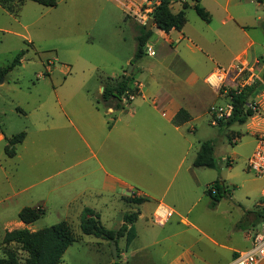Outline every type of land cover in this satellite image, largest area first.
I'll return each instance as SVG.
<instances>
[{"label":"rangeland","instance_id":"rangeland-1","mask_svg":"<svg viewBox=\"0 0 264 264\" xmlns=\"http://www.w3.org/2000/svg\"><path fill=\"white\" fill-rule=\"evenodd\" d=\"M179 9L178 1L173 2L172 10ZM185 14L193 26L198 20L194 10L189 7ZM257 16L264 20L263 14L253 13L252 24H259ZM261 31L257 34L264 44ZM148 45L154 57L144 54L127 62L133 59L136 46L133 24L116 0H56L55 7L25 0L16 16L0 6V70L23 51L20 64L0 76V259L7 260L10 253L18 264H25L27 258L20 245L2 244L6 231L27 227L33 232L61 221L68 222L75 242L66 249L59 264H126L125 258L128 264H227L234 254L249 248V236L262 227L256 213L264 203L261 197L264 180L247 169L255 138L248 128L249 121L225 128L212 125L205 111H199L187 125L193 129L187 135L194 147L185 153L183 164L192 165L199 144L212 141L216 168L194 167L187 187L177 188L175 182L166 190L165 200L176 206L178 214L162 225L155 224L150 216L152 200L136 206L110 199L100 209L101 224L110 230L118 226L120 211L133 213L137 209L142 214L134 223L136 237L129 247L125 249L124 238L118 239L117 252H123V256L118 255L117 262L110 242L81 233L76 204L67 209L47 206V170L70 164L74 157L70 153L82 146L75 138L47 141V132L38 131L45 124L47 112L60 113L57 96L84 86L88 97L96 98L99 76H118L122 70L127 72L134 66L133 79L139 80L144 92L150 95L144 100L135 96L126 103V108L132 111L134 105L142 103L139 114L148 112L149 118L170 127L151 110L155 87L149 77L157 70L165 71L168 65L164 62L157 66L162 52L152 40ZM257 54L262 56L264 51L259 48ZM206 67L202 66L201 71ZM258 75L261 77V73ZM201 89V107L223 103L206 85ZM78 97L74 96L71 103H78ZM21 132L25 133V139L15 146L16 155L8 158L4 147L8 139ZM171 150L173 153L163 155L155 148L141 159L147 167L159 170L163 161L177 156L176 147ZM62 153H67V158ZM215 182L222 184L221 197L211 206L212 200L205 192ZM123 194L133 196L130 191ZM39 205L44 213L37 221L27 226L19 222L17 215L22 208Z\"/></svg>","mask_w":264,"mask_h":264},{"label":"crops","instance_id":"crops-1","mask_svg":"<svg viewBox=\"0 0 264 264\" xmlns=\"http://www.w3.org/2000/svg\"><path fill=\"white\" fill-rule=\"evenodd\" d=\"M159 1L153 0L155 4ZM175 1L180 4V9L176 12L172 10ZM116 3L125 13L126 19L133 24L135 41L138 26L147 21L143 23L138 18L148 10L146 0H116ZM184 3V14L189 7L194 10L195 3L192 0H173L169 6L170 11L173 14L178 13ZM197 5L208 13V22L202 20L194 10L198 20L193 26L185 14V24L180 30L172 29L165 33L154 23L149 29L152 33L148 41L152 40L162 52L157 66L164 62L168 65V70H157L149 75L155 87L151 110L160 115L170 127L155 118H149L148 112L139 114L142 103L134 105L130 111L124 100L121 101L124 106L122 109H115L100 101L105 82L108 79L119 81L123 75L126 77L124 70L118 76H99L100 85L96 98L88 97L84 86L69 89L56 97L60 113L56 110L47 112L45 124L38 131L47 132V141L75 138L82 146L70 153V156H74L70 164L64 163L47 170L48 207L67 209L76 204L79 216L84 208H89L99 215L100 220V209L108 205L110 199L136 206H143L152 200L154 203L150 210L151 217L158 204L169 208L173 214H178L176 206L166 202L165 195L166 190L175 182L178 183L177 188L187 187L188 178L193 176L194 167L183 164L185 153L194 147L187 135L193 129L187 125L194 121L199 111L208 114L211 105L207 108L201 107V88L206 85L205 78L214 68L227 67L235 61L253 65L261 57L257 50L261 48L264 51V44L257 34L262 30L260 22L263 23L264 20L257 16L259 24L251 23L253 13L264 15L263 3L257 0H199ZM148 18L150 17L147 15ZM148 41L145 47L152 49ZM198 55L202 59L198 60ZM131 61L132 58L127 59V62ZM202 66H207L204 72L201 71ZM131 71L128 74L132 78L131 86L138 91L132 96L131 102L135 96L144 100L150 93L144 92L143 84L133 79L134 66ZM206 87L209 89L207 85ZM77 95L78 103L72 104L71 99ZM180 109L189 115V119L176 126L173 119ZM165 130L169 138L166 137ZM173 147H176L177 156L173 160L163 161L159 170L147 167L141 159L155 148L161 150L163 155H169L170 152L173 153ZM198 149L199 147L197 151ZM67 156V153H62V157ZM179 172L182 173L178 178ZM144 180L149 183L145 184ZM126 191L132 192L133 196L124 195ZM133 197L146 200L137 205L130 202ZM40 207L43 209L42 205ZM133 211L139 213L138 217L142 216L139 210ZM129 212H119L118 226L114 230L122 225L124 214ZM183 220L186 222L184 218L181 221ZM129 245L125 242V249ZM118 255L123 256V252ZM134 255L132 253L133 259ZM124 262L128 264V258Z\"/></svg>","mask_w":264,"mask_h":264},{"label":"trees","instance_id":"trees-1","mask_svg":"<svg viewBox=\"0 0 264 264\" xmlns=\"http://www.w3.org/2000/svg\"><path fill=\"white\" fill-rule=\"evenodd\" d=\"M25 0H0V6L8 14L16 16L18 10L22 6ZM37 4L46 7H55L56 0H30ZM173 0H160L156 5L149 17L153 19L157 28L167 33L172 29L180 30L185 24L184 9L186 4L182 5V10L173 14L170 11V4ZM194 4V10L196 14L205 22L209 21L208 13L197 5L199 0H192ZM264 4V0H257ZM261 28L264 34V22L261 24ZM144 25H140L137 28V35L135 37V52L132 61H136L141 58L145 52V46L148 39L151 36V30L146 31ZM23 56V51L19 52L10 63V65L2 68L0 76L6 74L15 66L20 64V59ZM131 61V62H132ZM261 79H264V69L261 72ZM131 76L125 77L124 75L119 81H111L108 79L103 87L100 101L112 105L115 109H122L124 106L117 101H114L116 96L125 103H130V97L137 94V89L131 86ZM257 85L243 89L240 92L231 90L229 96L233 110L231 115L218 125L229 128L234 124H245L248 118L252 115V111L245 107V104L249 97L254 93ZM189 115L182 109H180L174 119V125H180L188 121ZM111 125V123H110ZM25 138V133L21 132L10 139H8L7 145L4 147V153L8 158H13L16 155L15 146L21 144ZM214 144L212 141H204L200 144L196 156L193 160L192 166L195 168L215 169L216 161L214 158ZM222 184L218 182L213 183V186L208 188L205 194L211 198V206L217 203L218 198L221 197ZM146 199H137L135 197L130 198V202L134 204H140ZM44 213V210L40 207H24L18 212V220L25 226L31 225L37 221ZM138 212L125 213L123 216V223L117 230L106 229L99 220V215L92 209L84 208L79 216V229L82 234L100 238L108 242H114L117 247L118 239L124 238L126 245L135 238L136 232L134 223L138 218ZM256 219L258 221H264V213L257 212ZM75 242V236L68 222L61 221L52 226L31 232L27 227L21 229H14L6 231L2 244L16 243L20 245L22 251L27 254L25 264H59L61 262L62 255L66 249ZM118 251V250H117ZM9 258L0 259V264H18L13 256L9 253ZM118 257V252H117Z\"/></svg>","mask_w":264,"mask_h":264},{"label":"built area","instance_id":"built-area-1","mask_svg":"<svg viewBox=\"0 0 264 264\" xmlns=\"http://www.w3.org/2000/svg\"><path fill=\"white\" fill-rule=\"evenodd\" d=\"M145 4L148 10L138 17L143 23L147 20V15L149 16L153 8L159 3L155 4L153 0H146ZM144 52L148 56L154 55L153 50L149 47H145ZM261 69H264V55L256 60L253 65L235 61L227 67L218 66L214 68L205 78V84L217 97L223 99L222 104L212 105L208 110L212 125L225 121L231 115L233 110L229 96L231 90L240 92L257 85L254 93L245 104V107L252 111V115L247 121L250 125L248 128L255 138V147L247 160V169L264 180V79L258 75L263 71H260ZM261 197L264 200V186ZM260 208L261 212L264 213V203L260 205ZM172 216L173 211L162 204H158L152 213V221L162 225L168 222ZM249 239V248L234 254L227 264H264V221H262L261 229L251 234Z\"/></svg>","mask_w":264,"mask_h":264},{"label":"water","instance_id":"water-1","mask_svg":"<svg viewBox=\"0 0 264 264\" xmlns=\"http://www.w3.org/2000/svg\"><path fill=\"white\" fill-rule=\"evenodd\" d=\"M154 23L152 18H148L147 21L145 22L144 26H145V30L148 31L151 28V25ZM131 70H128L126 73V77L128 76V74L130 73ZM114 100L117 101L118 103H121V100L119 98H117L116 96L114 97ZM111 245V249H112V254L114 257V261L117 262L118 261V257H117V247L114 244V242H110Z\"/></svg>","mask_w":264,"mask_h":264}]
</instances>
